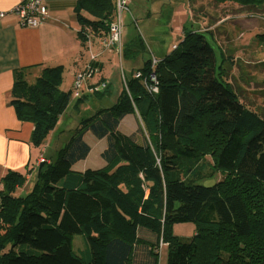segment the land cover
I'll use <instances>...</instances> for the list:
<instances>
[{
  "label": "trees",
  "instance_id": "1",
  "mask_svg": "<svg viewBox=\"0 0 264 264\" xmlns=\"http://www.w3.org/2000/svg\"><path fill=\"white\" fill-rule=\"evenodd\" d=\"M214 1L264 20V0ZM116 11L117 0H78V35L86 42L108 33ZM227 17L187 32L155 67L150 58L140 77H126L117 103L80 121L40 164L28 193H17L24 173L3 177L0 264H158L163 243L167 264H264V117L228 79L240 64L236 46L225 50L214 34ZM258 37L264 44V32ZM27 69L14 72L11 104L18 119L33 123L31 140L40 147L71 93L61 89L62 65L44 68L35 81ZM152 73L157 92L148 88ZM129 114L142 136L120 130ZM88 132L107 138L106 164L77 171L91 152ZM216 173L223 178L215 184L198 183ZM190 222L198 226L192 237L174 233L175 224ZM76 235L85 237L83 252L73 245Z\"/></svg>",
  "mask_w": 264,
  "mask_h": 264
},
{
  "label": "rangeland",
  "instance_id": "2",
  "mask_svg": "<svg viewBox=\"0 0 264 264\" xmlns=\"http://www.w3.org/2000/svg\"><path fill=\"white\" fill-rule=\"evenodd\" d=\"M128 7L129 9L121 13L123 18L121 44L123 48L128 43V48L134 51L131 52L133 55H121L122 53L116 47L112 48L113 51L105 52L103 55L104 68L89 79V82L98 87L101 82L100 78L104 75L109 82V87L105 93H90L88 90L89 82H86L85 79L82 80V86H77L78 77L73 78V80H64V88L61 84V89L71 93V100L61 117L59 129L44 142L45 151L42 152L44 160L48 161L55 155L58 147H63L70 140L83 118L92 116L98 110L111 107L117 103L125 87V76L129 79L136 71L144 67L148 59L153 57L159 59L171 53L187 32L197 29L205 30L209 22L227 17L226 14L228 17L222 22L225 25V30L223 28L213 30L217 40L225 50H228V47L233 49L236 46V56H239L237 58L240 64L235 65L230 70L228 79L239 91L241 97L255 106L264 117V98L260 91L264 89V83H262L264 80V44L258 40V35L264 32V20L258 17L252 18L250 12L240 11L239 8L237 9L229 3L221 5L224 8H220V5L216 4L214 0H131ZM200 12L202 14L207 12L206 15L210 16L205 19L203 15L199 14ZM236 15H240V17L237 18ZM142 43L144 44L142 45ZM215 53L217 64L220 65L221 49L216 48ZM29 80L35 81V77L30 76ZM239 86L240 88H247V91H240ZM136 124L131 122V118H128L121 123L120 130L129 135L136 133L138 136V125ZM139 135L142 136L141 133ZM84 137L91 146V152L85 160L79 161L75 167L79 170H85L105 166L106 161L102 158L101 153L108 145L107 138H97L91 132H88ZM44 160L41 161V164ZM209 163L211 160H208ZM206 170H210L208 166ZM37 172L36 168L32 166L25 168L26 179L18 188V194H26L32 189L37 178ZM222 178V173H216L213 178L198 181V183L213 185ZM197 228V224L193 222L177 223L173 226V231L177 235H187L183 237L189 238L196 233ZM76 238L81 242V244L77 242V246L84 249L85 237L76 235L73 238L74 241H77ZM75 243L73 245L77 249ZM160 255V258L165 256L167 261V255L166 253L164 255V251H161Z\"/></svg>",
  "mask_w": 264,
  "mask_h": 264
},
{
  "label": "crops",
  "instance_id": "3",
  "mask_svg": "<svg viewBox=\"0 0 264 264\" xmlns=\"http://www.w3.org/2000/svg\"><path fill=\"white\" fill-rule=\"evenodd\" d=\"M20 1L0 0V187L3 177L9 171L24 173L25 168L29 166L35 167L38 171L43 160L42 152L45 151L44 144L35 147L32 143L33 123L18 119L11 104L15 70L28 68L27 77L36 78L44 68L62 65L64 67L62 87L64 88L65 79L73 80L89 65H94L98 71H102L105 66L103 55L106 51H113L114 47L105 48L103 44L109 32L102 36L97 35L86 42L78 35L81 26L74 13L78 0H43L48 8V18L38 27L20 24L17 14L13 11ZM2 13L4 15H1ZM127 45L128 43L123 46L121 55L125 54L124 50L129 46ZM131 52L134 51L129 49L128 55L132 56ZM125 78L126 76L124 80ZM89 79H85L86 82H89ZM100 81V83L107 82L108 86L91 92L89 89L94 85L89 82L90 93H105L109 87L108 79L103 75ZM61 117L53 133L59 129ZM128 118H131V122L137 123L139 129L140 122L135 114L127 115L121 123ZM76 165L73 167L75 170L84 171L77 169ZM76 239L77 241L73 240V242H76L77 246V242L80 244L81 242L78 238ZM77 248L83 252L80 249L81 246ZM161 251H164V255L166 253L168 258L167 244L161 245L158 260V264H167L165 256L160 258Z\"/></svg>",
  "mask_w": 264,
  "mask_h": 264
},
{
  "label": "built area",
  "instance_id": "4",
  "mask_svg": "<svg viewBox=\"0 0 264 264\" xmlns=\"http://www.w3.org/2000/svg\"><path fill=\"white\" fill-rule=\"evenodd\" d=\"M131 0H117V17L113 24L110 26L109 35L107 38L103 40V44L105 48L116 47L121 53L122 45H121V34H122V18L121 13L129 9L128 5ZM20 21L22 26L27 27H38L48 18V8L43 0H21L18 5L13 10ZM1 15H4L2 13ZM152 67L158 63V58L153 57ZM98 69L96 67H92L89 65L84 71H82L78 76L77 86L81 85L82 80L91 78ZM136 77L141 76V72H136ZM151 80L154 84L148 86L149 90L152 92H157L158 88L156 86V75L155 73L151 74ZM125 82V81H124ZM108 86L107 82H102L98 85V87L93 86L89 90L91 92L97 91L100 89H105ZM44 160V159H43Z\"/></svg>",
  "mask_w": 264,
  "mask_h": 264
}]
</instances>
